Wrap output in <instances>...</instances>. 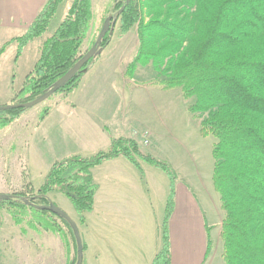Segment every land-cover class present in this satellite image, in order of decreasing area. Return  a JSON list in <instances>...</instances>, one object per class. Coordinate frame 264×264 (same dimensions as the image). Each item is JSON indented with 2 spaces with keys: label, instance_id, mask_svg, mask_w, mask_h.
Here are the masks:
<instances>
[{
  "label": "trees",
  "instance_id": "16d2710c",
  "mask_svg": "<svg viewBox=\"0 0 264 264\" xmlns=\"http://www.w3.org/2000/svg\"><path fill=\"white\" fill-rule=\"evenodd\" d=\"M65 2L49 0L27 33L11 41L18 44V58L31 42L47 34ZM117 12L116 18L106 20L110 21V33L100 45L96 42L93 46L102 53L55 94L67 96L79 88L110 44L118 23L121 36L137 28L139 46L125 76L132 80L139 67L152 66L161 80L159 85L166 90L181 89L184 99L194 100L189 111L206 116L201 135L216 139L213 183L225 212V263L264 264V0H121ZM92 20V0H74L59 27L44 42L40 58L15 96L14 105L44 96L83 59L81 48ZM4 50L5 47L0 56ZM26 110L1 111L2 128L13 124ZM49 113L50 109L45 110L40 122ZM118 158L138 169L143 180L145 173L138 160L168 176L170 193L162 229L163 245L152 264H172L170 222L176 209L178 177L168 164L143 151L132 139L113 138L107 151L56 162L38 190L32 195H6L0 200V210H7L16 226L27 221L32 228L39 226L64 235L62 225L55 220L58 219L78 248L74 228L53 211L58 207L49 195L56 192L67 197L85 226L86 215L94 211L98 191L92 171ZM83 250H87L86 245ZM211 250L207 227L203 264Z\"/></svg>",
  "mask_w": 264,
  "mask_h": 264
},
{
  "label": "rangeland",
  "instance_id": "374dc122",
  "mask_svg": "<svg viewBox=\"0 0 264 264\" xmlns=\"http://www.w3.org/2000/svg\"><path fill=\"white\" fill-rule=\"evenodd\" d=\"M73 2L74 0H66L60 6L44 37L51 36L56 31ZM120 3L121 0H92L93 20L88 37L81 48L82 56H85L98 42L106 20L118 16L117 8ZM143 13L147 22V8ZM19 36L22 37L23 32L11 31L6 38L10 40ZM6 42L2 39L0 50L6 46ZM40 43L41 41L37 40L28 48H24L19 58L17 57L18 44L6 48L0 60V76H2L0 78V108L9 106L6 97L8 93L11 94L12 91L17 95L23 89L27 76L34 70L38 61ZM138 46L137 28L128 35L121 36L118 23L110 44L98 62L105 57L106 59L112 57L113 60L110 61L118 65L119 81L109 85L112 91L106 90L108 94L106 92L101 94V100L104 103L101 102L102 104L97 106L94 113L99 119H105L108 113L113 112L115 106H119L118 114L116 113L115 119L107 126L115 136L129 133L131 138L128 139L136 141L143 151L168 164L177 174L180 192L187 188L191 189L195 204L204 214L206 225L210 228L212 250L207 264H226L222 239L225 212L222 209L221 197L213 183L215 164L213 147L216 139L212 136L204 138L201 135V123L206 116L194 115L189 111L194 100L184 99L181 89L166 90L159 85L161 80L152 66L139 67L132 80L124 76L127 65L137 53ZM7 74L14 77L13 88L8 90L5 86ZM126 80H128L129 89L125 90L127 91L125 94L123 88ZM133 85L139 88L133 91ZM62 96L64 97V94H55L44 103L25 112L42 115L45 110L51 109L56 104L64 105ZM127 106H129V114H125ZM126 122L133 127L132 130L130 127L128 132L123 128ZM2 123L0 119L1 130L5 129L2 128ZM39 128L41 126L37 127V131ZM9 142V138L4 139L3 135H0V183L5 186L8 183L10 188L4 195L16 193L32 195V192L38 190L44 183V176L49 169L35 165L30 148L22 149ZM100 151H88L85 156L92 157ZM52 152H56L54 147ZM24 154H28L31 159L27 172L30 178L20 175L25 168L22 158ZM55 154L52 153L51 159L62 156L58 152ZM138 161L145 171L144 181L147 179L148 183V186L145 183L144 198L138 194L139 187L141 189L144 185L138 169L133 168L135 174L129 175L132 178L126 177L118 184L112 183L111 179H114V176L124 175L119 173L112 164H107L104 168L95 171L96 183L102 189L100 197L106 193L112 195L120 192L130 198V200L126 199L128 203H124L126 212L116 217L103 214L100 210L101 200H98L99 208L94 213L86 215L87 226H84L80 222V215L67 197L56 192L49 195L50 200L75 222L82 245L88 246L87 251L84 252L83 264H119V261L128 259L129 254L141 247L148 235L154 247L153 252L160 250L163 245L162 229L170 193V180L163 171L141 160ZM2 188L5 187L0 186V194H3ZM0 216V264H77L76 243L69 230L58 219L55 220L62 225L64 235L47 232L39 226L32 228L27 221L23 226H16L10 213L5 209L0 210ZM31 219L32 216H29V220ZM191 231L190 238L187 240L198 243L200 231L197 229ZM173 238H176V234ZM130 249L131 253H129Z\"/></svg>",
  "mask_w": 264,
  "mask_h": 264
},
{
  "label": "crops",
  "instance_id": "0c3cea01",
  "mask_svg": "<svg viewBox=\"0 0 264 264\" xmlns=\"http://www.w3.org/2000/svg\"><path fill=\"white\" fill-rule=\"evenodd\" d=\"M48 1L49 0H0V43L2 39L7 41L6 46H4L5 50L0 56V60L5 54L6 48L15 44L17 45V43H12L11 41L21 37L19 36L14 39L7 40L6 35H8L11 31H20L23 32V35L26 34L29 27L46 6ZM49 37L50 36L36 39L30 43L33 44L37 40L41 41L39 51L37 50L38 46L36 47V50L39 52V58L44 42ZM30 44L27 46V48L30 46ZM111 58L112 57L106 59L105 57L101 61L97 62L84 76L79 88L67 96H62L65 104L61 105L59 103L53 106L50 109V113L43 122H40L41 114L39 115L38 113H30L27 111L22 114L19 120L15 121V123L11 124L9 127H6L2 130L0 129V135H3L4 139L9 138L10 144H16L22 149L30 148L32 160L36 163L34 164L40 168L48 167V172L59 160L61 161L62 159L68 158L70 156L86 157L85 154H87L88 151H107L111 146L113 138H131L129 133L123 134L121 136H115L112 130L107 126L109 122L115 119L119 112H117L119 106H115L113 112L110 114L108 113V116L105 119H99L94 113V111L98 108L97 106L104 103L101 100V94H105L106 90L112 91V88H110L109 85L119 81V76L117 73L118 65L115 62L110 61L113 60ZM0 78H2V76H0ZM5 79V86L7 90L8 88L12 89L14 77L7 74ZM127 82L128 80L124 81L123 91L125 94L127 92L125 90L129 89ZM107 87L108 89H106ZM137 88L139 87L134 85L132 86L133 91H135ZM15 96L16 94H13L12 91L11 94L8 93L6 95L8 98L7 105L14 103ZM104 97L105 96L103 95V99ZM71 104L72 106H70ZM125 114H129V106H127ZM84 118H89L90 120H86ZM40 126L41 128H39L37 131V127ZM130 127L131 124L129 122H126L123 125L125 131H127ZM132 129L133 127H131V130ZM52 147H54L56 152H52ZM57 152L62 154V156L58 157L57 159H51L52 153L55 154ZM22 158L25 162V168H23V170L26 172L24 173L23 171V173L20 175L21 177L22 175H26L28 178H30L27 172L29 170V160L31 159L28 157V154H24ZM107 164H112L115 169L117 168L119 173L124 175L114 176V179H111L112 183L118 184L126 177L132 178L129 175L132 174L133 176L135 174L134 169L137 170L126 159L118 158L106 162L99 168L94 169L92 171L93 176L95 175L96 170L98 171L101 168H104V166ZM138 173L140 172L138 171ZM46 175L44 177H46ZM141 181L144 185L143 187L141 186V189L139 187L138 194L144 198V195L146 196L145 183H147V179L144 181L141 177ZM0 186L5 187L2 188L3 194L10 190L8 183H6V186L3 183H0ZM179 190L178 181L176 209L170 222L172 264H203L207 252V225L204 219V214L196 206L195 197L190 188L184 189V191L181 192ZM101 191L102 189L98 185L95 208L92 213H94L95 210L99 208L98 200H101L100 210L103 211V214L116 217L117 215L126 212L127 209L125 208L124 203H128L126 202V199L130 200L126 194L119 192L113 193L111 195L106 193L100 197L99 194ZM128 205L130 206L131 204ZM85 226H87V224ZM194 229L200 231L199 239L197 241L198 243L187 240V238H190L189 232ZM174 234H176V238H173ZM153 249L154 247L151 243V237L148 235L147 240L145 238L141 247L135 249L134 253H131L130 249L129 253L131 254H129L128 259L119 261V264H152L156 255L160 252V250L153 252ZM207 263L208 260L205 264Z\"/></svg>",
  "mask_w": 264,
  "mask_h": 264
},
{
  "label": "water",
  "instance_id": "95a60500",
  "mask_svg": "<svg viewBox=\"0 0 264 264\" xmlns=\"http://www.w3.org/2000/svg\"><path fill=\"white\" fill-rule=\"evenodd\" d=\"M129 2L131 0H128ZM110 21H107L104 25L103 31L100 34V37L98 38V42L97 44L100 45L102 43V41L104 40V38L106 37V35L108 33H110ZM102 50H99L97 47L92 48L84 57L83 59L62 79H60L57 84L56 87L51 90L50 92H48L47 94H45L44 96L36 99L35 101H32L30 103H26V104H15V105H9L6 107H2L0 108V112L1 111H8V110H12V109H32L42 103H44L45 101H47L50 97H52L59 89L65 87L71 80L74 79V77L80 72L82 71V69L87 66L89 64V62L97 55V54H101ZM6 198V195L4 194H0V200H3ZM53 211L55 213H60L62 216H64L66 218V220L72 225V227L74 228L75 231V235L77 238V242H78V262L77 264H83L84 262V250H83V245L81 242V238H80V233L79 230L75 224V222L67 215L65 214L61 209L59 208H53Z\"/></svg>",
  "mask_w": 264,
  "mask_h": 264
}]
</instances>
